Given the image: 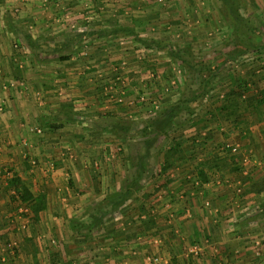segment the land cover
I'll use <instances>...</instances> for the list:
<instances>
[{
  "label": "crops",
  "instance_id": "0c3cea01",
  "mask_svg": "<svg viewBox=\"0 0 264 264\" xmlns=\"http://www.w3.org/2000/svg\"><path fill=\"white\" fill-rule=\"evenodd\" d=\"M113 1L0 0V264H143L147 253L159 254L160 264H199L192 251L196 247L201 264H264V111L257 114L258 97L249 80H240L248 82L246 93L244 86L238 95L233 88L220 94L222 106H227L221 110L227 113L223 123L201 118L174 139L170 130L177 125L170 130L166 125L158 136L171 141L164 140L160 149L150 133L155 125L147 120L139 125L138 119L112 121L106 126L110 135L103 131V122L78 120L93 106L104 107L102 100L93 106L89 102L94 94L90 82L100 78L98 65L107 60L93 55L92 47L112 40L120 47L117 52L125 50L118 53L119 61L133 55L126 71L128 93L136 88L133 72H150L146 56L132 53L137 42L147 44L140 33L151 26L133 21L144 17L146 8L117 10L110 7ZM119 15L130 16V22L117 23ZM74 22L84 27L83 37L71 34ZM128 33L131 40L109 39ZM87 35L90 40L83 44ZM137 59L142 63L134 69L132 60ZM165 59L160 73L172 87L176 81L170 73L183 70L173 56ZM177 89L183 96L189 90ZM240 94L253 110L239 107L230 114ZM166 96L170 94H164L162 112L184 110ZM136 106L129 107L131 117L146 108ZM121 125L127 131H116ZM230 126L235 130L229 132ZM198 129H204L202 136ZM125 143L128 152L122 153ZM220 144L230 147V154L205 153ZM22 185L34 196L46 195L37 220L31 211L35 200L19 199ZM127 190L133 192L116 206H107L108 197L102 201L104 192L112 198ZM27 213L33 220L31 230L25 229ZM106 217L112 226L107 234L102 229ZM92 222L97 225L90 231ZM86 231L96 237L87 241ZM55 238L63 240L59 247ZM10 242H18L16 249L8 247ZM92 243L91 252L86 246Z\"/></svg>",
  "mask_w": 264,
  "mask_h": 264
},
{
  "label": "rangeland",
  "instance_id": "374dc122",
  "mask_svg": "<svg viewBox=\"0 0 264 264\" xmlns=\"http://www.w3.org/2000/svg\"><path fill=\"white\" fill-rule=\"evenodd\" d=\"M124 1L125 0H114L113 1L114 6H110V7H112L113 9L115 8L117 10L122 9L123 6H127V7L129 6V9L131 10L133 9L141 10L145 8L147 9V10L145 9L144 17L142 16L133 17L134 22L136 23L138 22L141 24L143 21L144 25L151 26L148 32L144 34L140 33L142 35L140 36V38L142 39L145 38L147 44L146 43L141 44L140 42L139 43L137 42V44L133 46L134 47L133 51L131 49L126 51H132V53L136 55V58L137 57L143 58V56H146L149 62L148 65L150 64V66H148L150 72L149 74L148 72L147 73L145 72L143 74L142 71L133 72L130 78H133V80L135 81L136 88H135V92L128 93L126 91V86H127L126 71L129 70L128 60L129 59L131 60L133 55L131 56V58L124 55L129 59L128 60L122 59L121 61H119L118 53L123 52L125 50L121 49L119 52H117L116 51L117 46L114 44L115 43L114 40H113L114 43L112 44L111 42L112 40L110 38L112 39L117 38L119 39L118 42H121L122 40H125L124 38H128V37L129 40H131L132 39L131 34L129 33L122 34V35H118L117 37H115L114 35L113 37L111 35L109 37V39L111 40L110 42H107V40L103 41V43L105 42L106 44L104 47L101 48L92 47V50H95L93 55H96L97 57L107 56L106 57L107 60H104L102 63L98 65V67L101 69V73L103 72L101 76H99L100 78L98 79L97 77V79H93V81L90 82L93 87L91 89L92 91H94V94L93 97L92 95H90L91 98L89 99V102L93 106V104H96L98 103V101L102 100L101 102L104 105V107L101 108L100 106L97 105L96 107L93 106L91 109L86 110V112L80 113L78 116L79 121L90 122L94 120L100 123L103 122L104 123L103 131L107 132L105 133L107 135H110L108 132L111 130V128L108 129L106 128V126L108 123L110 124L112 121L136 122L138 119L139 121H137L138 124L136 125H139L142 123V121L145 122L146 120H149L153 116L154 117L157 116L159 113H162V111L165 110L164 108L165 103L163 101L164 94L166 93L170 94V96H166L170 98L169 103H173L174 105L181 106V103H184V97L185 96L189 97L188 96L189 94L183 96L182 92L177 88H180L181 86L184 89L187 87L185 86L187 84L188 85L187 88H189L188 93L191 90L192 91H196L199 89L202 90V87L204 85H201V79H208L211 73H213L214 71H216V75L210 77L211 80H209L210 82L206 84L205 87V91L207 92L208 96L206 98L203 97H199L197 99L194 98L188 102L189 106L194 107L193 111H186L188 108L186 110L184 108V110H181L179 112L176 111L177 114L173 115L171 118L169 116L166 117V119H170L169 120L170 123L168 125L169 130H170V126H173V124L177 125V128H174V130L173 129L170 130L171 132V133L169 132L170 138H172L173 136L174 139V137L176 138L183 136V134L185 135L186 133L185 131L187 129L185 127H187L188 125L194 122L200 124L201 121L199 119L201 118H204L207 121L216 119L223 123L224 120L227 118L226 117L227 113L221 112L220 110L221 109L220 107L223 105L221 103L224 99L220 96V94L227 95L228 91L231 90L232 88L235 90L237 94L239 90L241 91L240 87L242 86L243 87L245 86L243 88L244 89L243 91L246 93L248 89L247 86L248 82L251 83V88L254 91V95L256 94L258 97L257 100L256 99L254 100L255 105L259 111L257 112V114H260L261 111H264V102L262 104L257 103L258 100L264 99V49H262V47H264V0H235L234 2H231L234 3V6L231 7L232 10L230 9V11L234 12V9H236L238 11V14H240L241 16L240 18H242L239 21L237 34L235 37L237 39L238 37H240L245 41V43H254L260 47V50L258 49L253 50L252 48L249 50V52L244 53L243 55L238 54L234 57L232 56V54H234L239 49H243L244 47L240 44L236 46L230 40V38L233 35V27L230 24V22H228L225 19L226 16L225 12L227 11H225L224 8L220 6V2L218 0H127L126 2ZM109 2L110 1L108 2L105 1L104 3L105 4L107 3L108 5ZM131 13H136V12H130V14ZM116 20L117 23H121L124 21L130 22V16L129 18H126L123 15H119ZM108 22L109 24L113 23V19L108 20ZM74 23L76 24V26H72L71 31H73L74 33L72 32L71 34H75L76 36V34L82 33L83 34L82 37H83L85 35L84 34L85 29H83L84 27L81 24H78L76 22ZM167 26L169 27L168 29ZM83 40L84 38H81V41ZM89 40H90L89 36L87 35L86 42L83 41L82 43L86 44L89 42ZM156 40L157 41L161 40L163 42L162 43L159 42V44H156L154 43ZM188 41L189 44L185 46V44ZM186 47H188L194 52L192 62L196 66V68L202 67L203 65L204 70L202 72L194 71V73L192 72L189 73L186 72L184 68H182L183 71H181L180 73L177 68V70H173L172 74L170 73L172 78L176 81V82H172V87H170L169 79H166L167 82L164 81L163 80L164 77L161 76L160 70L165 69L163 64L167 63L165 59L166 57L172 56L170 53L171 50L186 48ZM117 49H120V47H117ZM90 50L91 48L89 46L87 47V50L85 49V51L87 52ZM128 55H130V52ZM132 62H131L132 66L134 67V69H136L139 66H141L142 60L137 59V62H135V60H132ZM165 66L168 67V64H166ZM176 66L180 67L178 64ZM159 75L160 77H158ZM244 78L249 81L244 83L241 82L240 80ZM211 90H213V92ZM178 91L179 93L177 94ZM237 95H235V97L237 98L236 101H233L232 104L234 105L235 108L238 109L239 107H241L243 111H246L248 108L253 110L252 105L248 104V102H245L241 94L239 96ZM205 99H207V101H205ZM137 100L139 102V105L137 104L136 106ZM248 101L250 103L252 102V100H248ZM134 106H136V108L140 107V109H143L144 107L146 108H144L143 111L141 110V112L139 113L140 115L138 116L136 115L137 117H131L128 111L131 110L130 109L131 107L135 108ZM116 108H118L117 111L115 110ZM73 115L72 118H74ZM230 127L231 128H229L230 129L229 132L235 130L233 129L232 126ZM114 129L115 127L112 130ZM137 130L138 129H135V131ZM159 132H161V130H159L158 128L155 129L152 128L150 132L151 137L152 136L155 137L154 146L157 147V149H160V144H162L164 140L171 141L169 140L168 137L158 136L161 135L162 133L161 132L160 134H158ZM203 132L204 129L201 130L198 129V133H197L198 136L200 135L202 136ZM221 133H225V131L220 130V134ZM139 135H142L141 132L139 133ZM198 138H200V141L204 139L203 137H198ZM127 143L124 144L125 149L123 148L122 150H120V152L122 153L128 152L126 150L127 149L126 147L128 146ZM205 149L206 147L201 148V150L204 152ZM215 150H219V152L222 151V153L225 152L226 154L227 153L230 154L229 153L230 147L227 146L224 148V144H220L216 146L215 149L212 148L210 149V151H207L205 153H209V155H211L212 153H214L213 151ZM249 159H252V157H250ZM251 163L252 162H250V164ZM104 187H106L105 184ZM102 194H104L102 196L103 197L102 201H104L106 197H109V193L104 192ZM92 195L93 198H95L94 192H92ZM92 201H94V199ZM206 203L208 202L206 201L205 204ZM206 205L209 206V204ZM28 216H29L28 213L24 214V219L27 220L25 229L29 228L31 230L33 220L28 218ZM110 219H111L110 217H106L107 221L105 220L106 223L102 227L103 232L105 234L109 233L110 232L109 229L112 228V226L110 225L111 223L109 222ZM93 228L94 225L92 226L90 225L88 229L92 231ZM87 235L90 237L87 241L93 240L94 237H96L95 233L88 234L87 232ZM55 239L57 240V238ZM77 241L78 238H75L74 247L76 250L78 249L79 246L78 245L79 243ZM55 243L59 247L63 243V240L58 239ZM92 245L94 244L93 243L87 244L86 246L89 247L88 249L91 248V252L94 249ZM8 247L10 249H16L13 246L8 245ZM196 249L197 252H195L196 253L195 261L197 260L198 263L201 264L202 258L198 257L200 250L197 247ZM148 254H152V253H147L146 255ZM202 264H204L203 261Z\"/></svg>",
  "mask_w": 264,
  "mask_h": 264
},
{
  "label": "trees",
  "instance_id": "16d2710c",
  "mask_svg": "<svg viewBox=\"0 0 264 264\" xmlns=\"http://www.w3.org/2000/svg\"><path fill=\"white\" fill-rule=\"evenodd\" d=\"M218 1L220 2V6L223 7L225 11H227V12H225L226 13L225 19L228 22H230V24L233 27V35L230 38V40L236 46H238L240 44V45H242L244 47L242 50L236 51L234 54H232V56L234 57V56H236L238 54L247 53L252 48H253V50L254 49L260 50V47L258 45L254 44V43H245V41L243 39H241L240 37L237 36L238 39L235 37L236 34H237V28L239 26V21L242 19V18H240L241 16H240V14H238V11L236 9H234V12L233 11L232 12L230 11L231 7L234 6V3H231V2H234L235 0H218ZM157 44H158V42H157ZM150 45H151V42H150ZM262 49H264V47H262ZM170 53L173 56L174 60L178 63V65L180 67L184 68L186 70V72H189V73L192 72V73H194V71H196V72H202L204 70L203 69V67H204L203 65H202V67L196 68V66L193 64L192 58L194 56V52L191 49H189L188 47L174 49V50H171ZM185 53L187 54V56H186ZM215 75H216V71H214L213 73H211V75L209 76L208 79H201V85H204L202 87V90L199 89V90H196V91H189V93H187V95L189 94L188 95L189 97H187V96L184 97V103H181V108L187 109L189 107L188 102L190 100H192L194 98L204 97L207 94V92L205 91L206 84H208L210 82L209 81V80H211L210 77L211 76H215ZM187 87H188V85H187ZM240 88H243V86L240 87ZM240 92L241 91L239 90V92H237V93L239 94ZM263 102H264V99H261V100H258L257 101L258 104H262ZM232 104H233V102H232ZM226 107L221 106V109L220 110H223ZM178 108H180V107H178ZM235 110H236V108L234 107V109H232L230 111V114H235ZM173 115H175V112H172V110L171 111H168L166 113L165 112H162V113H159L155 117L154 116L151 117L147 121L150 122L151 124L155 125L154 126V129L155 128H158L159 130H161V132H164L165 131L164 130L165 126L166 125H169V123H170V121H169L170 119H166V117L169 116L171 118ZM120 127L121 128L116 127V131L119 130V131H121V133H122V131H124V132L127 131V128L124 127L123 125H121ZM176 150H177V148H176ZM15 182L16 183H19V179H16ZM138 184H139L138 182H135L132 185V188L135 191L138 189V186H139ZM132 192L133 191H131V190H127V191L122 192L121 194H118V197H116V195H114L112 198L108 197L107 200L109 202H108V205L107 206L110 207V204H112L114 206L120 204L121 202H123L126 199H128L129 196H130V194ZM17 194L19 196V199H21L23 202H26V201L28 202L30 200H35V202L31 205V211L34 213V219L37 220L38 217H39V212L46 207V195L43 194V193H38L36 196H34L33 193L25 185H22L21 186V188L19 189V191H17ZM92 225L95 226L97 224L95 222H92L91 223V226Z\"/></svg>",
  "mask_w": 264,
  "mask_h": 264
},
{
  "label": "built area",
  "instance_id": "2783aa9c",
  "mask_svg": "<svg viewBox=\"0 0 264 264\" xmlns=\"http://www.w3.org/2000/svg\"><path fill=\"white\" fill-rule=\"evenodd\" d=\"M0 109H1V106H0ZM233 151H237V146L233 147L232 148ZM206 204H209V203H206ZM16 244L17 242H10L9 245L10 246H13L14 248L16 247ZM193 252H197V249H192ZM145 262L144 264H160L161 263V256L159 254H155V253H152V254H148L146 255L145 257Z\"/></svg>",
  "mask_w": 264,
  "mask_h": 264
}]
</instances>
